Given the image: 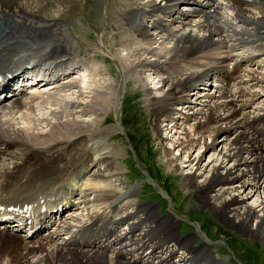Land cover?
<instances>
[{"label": "bare ground", "instance_id": "bare-ground-1", "mask_svg": "<svg viewBox=\"0 0 264 264\" xmlns=\"http://www.w3.org/2000/svg\"><path fill=\"white\" fill-rule=\"evenodd\" d=\"M77 1L81 6L84 5L80 0L75 2ZM109 1L106 0L107 9L111 5ZM115 1L117 12L121 15L118 19H114L116 23H112L111 27L107 24L106 28H111L112 36L117 40L114 44H108L106 35L104 37L101 34L103 36L97 47H100L104 40V45L114 52L123 76L125 78L130 76L129 79L137 82L139 80L147 89L146 95L150 94L147 99L151 101L149 107L154 114L155 122H161L164 125H161L164 134L171 136L169 142L174 149L172 152L171 149H167V153L169 155L173 152L181 153L179 159H172L169 162V166L177 171L187 169L188 173L184 179L186 188L195 190L198 201L216 213L221 221L241 233L264 241V148L258 149L254 138L263 134V130L258 129V126L264 125V114H260L258 116L260 119L257 121H249L251 119L235 121L242 117L235 114L229 119L227 114L222 112L231 109L230 103L223 100V96L216 98L210 92L203 96V91L200 89L204 87H200L202 84H199L203 82L204 86L213 76L210 72H203L202 59H213L221 65L217 67L218 81L225 83L229 79V66L226 67V63L242 60L259 63L256 61V53L261 52L264 56V43L256 45L254 42L251 44L253 46L251 50L245 46L243 49L245 52L234 53L237 49L230 44L227 37L222 35L218 25L219 13L214 7L217 5L214 0H205L206 3L200 0ZM261 2L263 6L242 4L235 6L234 9L244 16L245 24L258 26L264 21V0ZM52 3H57L56 5L63 8L71 1L0 0V71L9 72L8 79L10 75L28 69L31 64H37L38 69L49 66L56 69L59 68L58 65L66 63L62 71L69 65H77L79 73L84 78L88 75L87 70L91 62L86 64L84 60L87 56L74 53V46L68 33L61 29L60 21L65 22L63 14L66 13V9L52 11V14L45 12ZM228 3L233 5L234 0H228ZM180 4L194 7L193 11L181 13ZM254 8L260 10L261 19L252 11ZM44 12L47 16H44ZM202 12L205 16L199 15ZM110 14L112 13L109 12ZM175 14L182 17L179 18ZM175 16L177 18L174 19ZM138 19L140 23L137 27L135 22ZM146 19L147 24H145ZM68 20L71 23L70 18ZM24 24L29 29L25 27L21 31ZM49 28L51 30L48 31ZM258 30L257 41L264 34L262 28ZM71 33L75 35L73 31ZM97 47L91 46L93 48L91 50L95 52ZM118 47L126 51V56L118 51ZM64 58H68L67 62L61 60ZM58 60L61 62L57 65ZM185 62L189 66L182 64ZM82 66L85 67L83 70L80 69ZM91 73L89 76L91 85L86 78L83 79L82 85L74 76L75 73L60 79H56V75L51 73L52 79L45 80L47 84L43 86H50L51 91L57 93L52 95L46 90L40 92V96H16L14 100H0V192L30 189V193L36 196L39 193L47 195L49 191L63 183L65 184L62 188L63 192L69 193L73 186L80 196L77 203L80 205L79 209L87 211L85 220L91 221L96 215L101 214L100 228H104L107 218L113 216L115 224L110 226L106 233L109 234L111 230L114 232L110 238L98 239L97 247L83 245L81 249H68L67 245L61 242L62 237L57 232L40 239L37 242L38 246L35 247L30 245L32 240H35L45 229H49L51 224L49 220H45L41 228L35 230L34 225H27L31 218L29 217L24 220L26 225L21 228L28 234L23 239L0 234L1 237L10 236L7 242L13 243L14 246L13 253L8 254L12 257L7 262L5 261L8 255L6 256L4 250L0 248V256H2L0 264H121L110 261L105 255L109 248L120 246L128 251H134L136 246L132 247V245L139 243L141 247L149 240L158 239L155 234L166 224L175 223L178 218L171 213L170 216L159 221L160 213L157 208L142 204V207L139 205V208L135 209L137 211L135 214H126V212L120 214L118 206L120 205L121 209L123 203L126 204L124 206L134 205L131 199L134 195L131 189L118 191L116 188L118 185L120 187L125 185L120 178L123 173L117 166L123 157V151L122 148L106 145L102 140L113 136L114 128L102 130L100 126L107 121L109 108L112 104L115 105L116 101L118 102L120 96L119 102L124 99L126 91L123 92L121 88L123 85L112 80L111 74H107L109 71L106 73V69L102 66L97 68L94 64ZM145 73H148L146 75L152 82L155 83L157 80L156 84H159L160 88L155 94L151 93V89L144 84ZM3 82L8 86L7 79ZM127 82L125 80L124 86ZM33 88L39 87L31 89ZM196 90H199L198 93H195ZM66 94L72 97L69 102L63 99ZM36 104L39 106L51 104L60 109L50 112L46 120L35 119V121L32 118L33 120L29 122L32 115L27 119L28 114L26 116L24 110L32 114ZM174 116L176 123L171 119ZM225 117L228 120L223 123ZM191 118H195L193 119L195 140H191V137L187 138L185 144L184 139L179 136L183 135L184 130L180 121H188L187 119L191 120ZM37 122H43L48 132L38 131L40 124L37 125ZM166 122H169V125ZM162 128L160 130L157 126V133L161 134ZM196 130L200 132L195 134ZM206 138L213 140L214 147L220 141L224 143L221 145L223 148L216 165L212 163L214 166L208 174L205 173V165H201L202 158L198 156L193 159L191 154L193 147L201 139L204 141ZM64 143L68 144L69 148L64 149V152L61 149L57 150V147ZM212 157L214 156L212 155L210 159ZM75 167L79 172L72 175ZM83 180L85 182L80 183ZM76 191L71 193V198L65 200L66 205L75 203L73 197ZM251 199L253 203L248 204L247 200ZM48 202L46 198V210ZM29 204L26 215L37 214L39 210L37 203L29 201ZM147 220H157V226L147 230V227H143ZM59 221L60 224L66 225L62 219ZM82 222L78 223L82 224ZM124 225H130L129 230L124 228L120 230V226ZM89 228L84 227L81 232ZM67 234L69 235L70 232ZM196 236H201L200 228ZM207 246L206 241L203 248ZM21 247L25 253H20ZM128 247L132 248L127 249ZM65 249H68L67 252ZM43 250L46 252L45 255H42ZM198 252L200 251H196ZM158 253H160L158 258L166 259L173 255L174 251L172 248L163 249L160 246ZM207 253L210 255L209 251ZM208 254L205 257L210 260ZM219 263L224 264L222 261Z\"/></svg>", "mask_w": 264, "mask_h": 264}, {"label": "rangeland", "instance_id": "rangeland-1", "mask_svg": "<svg viewBox=\"0 0 264 264\" xmlns=\"http://www.w3.org/2000/svg\"><path fill=\"white\" fill-rule=\"evenodd\" d=\"M70 1L72 2L75 0ZM80 1L82 4H84L83 6H81L79 2H77L79 5L76 2H72L66 3L62 8V6L56 5L57 3H52L47 7L45 12L48 14H52V11L54 12L55 10L57 11L60 9H66V13L63 14V17L66 16L67 18H70V21H72V28L78 32L75 35L79 39V41H77L78 44L75 45L76 53L87 54L90 60H92L94 59L93 57H91L93 56V53L89 52V50L87 49L90 47V45L95 44L99 42V40H101L102 32L98 29L105 30V25L107 24H109L108 26L111 27L112 23H116L114 19H118L121 13L117 12L118 10L117 4H115V0L109 1V5H111L110 7L108 6V9L105 5L106 0H100L101 2H99L98 0H85V2L84 0ZM100 4L102 7L100 6ZM109 12L112 14L109 15ZM46 13L44 16H47ZM194 20L199 21V19ZM65 21L66 23L68 22V20ZM147 23L148 20L146 19L145 24ZM71 26L68 23L65 28L63 25V29H71ZM25 27L29 29L28 26H24L22 27V30H24ZM95 29H97L98 31L96 32ZM246 31H248V29ZM108 32V34L106 33V42L108 44H114L117 39H114V37L112 36L111 28L108 29ZM205 34H207V32H205ZM234 38L238 39L239 37L235 36ZM97 45L99 44L92 46L97 47ZM101 45L103 50L102 52L107 55L104 56L103 59H105L106 62L108 61L111 72L116 77V79L118 78L120 85H123L121 86L123 92L126 91L124 92V99L119 102V99H121L120 96L118 102L116 101V104L114 101L115 105L112 104V106L109 108L110 113L108 112L109 115L107 117L108 121L111 122L109 125L114 126L111 128H114L115 135H117V138L115 140H112L111 144L114 145V147H118V149L122 148L121 150L123 151V153L127 157L129 156L131 159L130 161H128L126 160L128 159L127 157H125L124 159H122V157V160L117 163L120 172L123 173L120 178H122V181H124L125 183V185L121 187L118 185V187H116L118 188L117 190L119 191V189H121L120 191H122L131 189L133 195H135V192L137 191V193L139 194L137 195V197H139V199L141 200H144L145 203H153L159 213L161 207L156 206L158 203L162 204L163 213L171 212L174 215L176 213V217H178L179 219L181 217V220L183 219L182 223H184L185 226L187 225L188 227L192 226L195 232H197L200 228L201 236H199V238L204 241L207 240L208 243V240L211 241L210 243L213 245L212 250L219 252L218 257L223 258V260H221L222 262L225 263L227 259H230L232 264H264V241L254 238V236L252 235L241 233L236 230V228H232L228 226L226 222L221 221L220 218L215 215L216 213H214L211 209L205 207L200 201H198L195 190L186 188L184 179L188 173L187 169H185L186 171H182L179 169L177 171V169L171 168L169 166V162L172 159H179L181 153L173 152L174 154L172 153L170 155L167 153V149H171L170 152H172L174 149L169 142L171 136L164 134L162 128V126L164 125H162L161 122H155L154 114H152V111L149 107L151 101L147 99L149 98L150 94L146 95L147 89H145V87L139 82V80L137 82L134 79H129L130 76L128 78H125L122 74H120L118 66L116 67L115 62H112V60H114V55L112 54L110 49L104 47V44ZM96 51L97 50H95V52ZM146 74L148 75V73L143 74V77L145 76L144 84H146L148 88L151 89V93L153 92V94H155V92L159 90L158 88H160L159 84H156L157 80L155 83L152 82V80H150ZM138 77H140V79L142 80L140 75H138ZM124 79L126 80V82L129 80L126 83V86H124ZM197 92L198 91H196L195 93ZM204 92L208 91L205 90ZM159 94L160 93L158 92V95ZM63 99L69 102L72 97L67 96L66 94L65 98ZM37 102L41 103V101ZM58 108V106H52L51 104L44 106L42 105L38 108H35L34 113L32 114L28 113L26 109L23 110L26 116L28 114L27 119H29V117L32 115L31 119H29L30 122L33 120L32 118H34V120L37 119L40 121L46 120L47 117H49L50 112H52L53 110H59L60 108ZM128 108L129 110H127ZM126 111H129V113H127ZM171 119L172 121H174V123L177 122L176 116L172 117ZM193 119L195 118H191V120L187 119L188 121H180V123L183 124L182 129L184 130L182 131L183 135L179 136L184 139L183 141L185 142V144H187V138L190 139L191 137V140L194 139ZM36 124H40L38 126V131L40 130V132L43 131L44 133H46V131L48 132V128L45 124H43V122H37ZM166 124L169 125V122H166ZM31 125H33V123ZM104 126H106V123L101 127ZM157 126L160 127V130L162 128L161 134L157 133ZM102 130L105 129L102 128ZM187 132L188 134H186ZM199 132L200 130H196L195 134ZM115 135H113V137ZM208 139L206 138V141H203L201 139L200 142L191 150L193 159L197 158L198 156V158H202L201 165H205L206 169H208V171L205 169L206 174H208L213 166L216 165L217 158L220 157L219 154H221L220 152L223 148H221V145L224 144L220 141L218 145L214 147L212 144L213 140L210 138ZM204 142H206V144H204ZM59 147L60 149H64L65 147H67V145H60ZM200 150L201 152L199 153ZM184 155L185 154L183 153V156ZM212 155L214 157L210 159ZM177 163L180 164L181 161L180 163ZM131 169H135L137 172L132 173ZM126 173H130L129 177L128 175L124 176ZM131 199L133 201V197ZM247 203L252 204L253 199L247 200ZM189 229L191 228H188V230ZM7 238L10 239V236H0V245H3L4 243L10 244L7 242ZM193 244H195V241L193 242ZM0 248H2V246ZM20 253H25V250L22 247L20 248ZM0 258L2 259V256H0ZM204 259L208 264H216L209 259ZM109 260L113 261L110 258Z\"/></svg>", "mask_w": 264, "mask_h": 264}]
</instances>
